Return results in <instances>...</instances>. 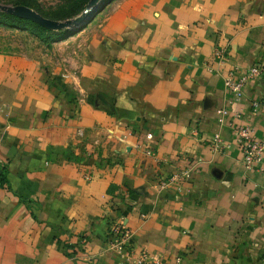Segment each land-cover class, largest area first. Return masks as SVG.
Masks as SVG:
<instances>
[{
  "label": "crops",
  "instance_id": "1",
  "mask_svg": "<svg viewBox=\"0 0 264 264\" xmlns=\"http://www.w3.org/2000/svg\"><path fill=\"white\" fill-rule=\"evenodd\" d=\"M254 64L233 100L226 73ZM263 95L264 0L121 2L72 69L0 55V264H123L107 246L119 219L164 262L264 264V175L233 136L264 142ZM189 167L180 189L158 186Z\"/></svg>",
  "mask_w": 264,
  "mask_h": 264
},
{
  "label": "rangeland",
  "instance_id": "2",
  "mask_svg": "<svg viewBox=\"0 0 264 264\" xmlns=\"http://www.w3.org/2000/svg\"><path fill=\"white\" fill-rule=\"evenodd\" d=\"M22 1L33 5V8L24 7L42 18L56 22H65L81 16L86 12L89 3L88 1L78 14H75V10L84 0H0V7L23 6L18 5ZM124 1L127 0H99L95 13L85 24L61 30L42 27L44 31L31 25L0 19V55L19 56L36 61L42 68L72 69L75 66L76 54L92 36L93 30L102 25L109 13ZM0 13L6 12L0 10ZM84 29L87 30L83 31Z\"/></svg>",
  "mask_w": 264,
  "mask_h": 264
},
{
  "label": "built area",
  "instance_id": "3",
  "mask_svg": "<svg viewBox=\"0 0 264 264\" xmlns=\"http://www.w3.org/2000/svg\"><path fill=\"white\" fill-rule=\"evenodd\" d=\"M218 56L223 59V52H219ZM263 70L258 64H254L247 69L231 68L226 73L223 81V87L235 101H238L243 95L245 85L253 80L262 78ZM253 112L264 113V95L250 103ZM219 122H223L228 112L221 108L216 110ZM235 147L240 154V160L248 171H258L264 175V142L258 140L253 133V129L249 125H240L233 130ZM209 147L214 152L226 151L230 146L225 143L219 134H214L209 142ZM146 156H152V151L147 147H139ZM192 168H187L178 173L162 178L158 186L162 190H166L171 186L180 189L182 184L190 177ZM132 232L126 227L122 219L113 221L109 228V236L107 246L114 250L122 260L123 264H194L185 262L181 256H177L172 262H164L153 257L146 249L137 250L132 246Z\"/></svg>",
  "mask_w": 264,
  "mask_h": 264
},
{
  "label": "water",
  "instance_id": "4",
  "mask_svg": "<svg viewBox=\"0 0 264 264\" xmlns=\"http://www.w3.org/2000/svg\"><path fill=\"white\" fill-rule=\"evenodd\" d=\"M98 1L99 0H90L87 5L86 12H84L81 16L73 20H68L65 22H56V21L42 18L36 12L24 6L0 7V10L8 14H11L13 16H16L18 18L26 19L31 22H34L38 24L39 26L44 27L46 29L61 30L65 28L78 27L80 25L85 24L95 13L96 4L98 3Z\"/></svg>",
  "mask_w": 264,
  "mask_h": 264
},
{
  "label": "trees",
  "instance_id": "5",
  "mask_svg": "<svg viewBox=\"0 0 264 264\" xmlns=\"http://www.w3.org/2000/svg\"><path fill=\"white\" fill-rule=\"evenodd\" d=\"M88 1H90V0L82 1L78 5V8L75 10V14H78L79 12H81L82 8L87 4ZM18 5H23V6H27V7L33 8L32 7L33 5L30 2H26V1L19 2ZM0 19L14 21V22H17V23H20V24H24V25H31V26H33V27H35L37 29L45 31V29L42 28L41 26H39L38 24H36L34 22H31L29 20H26V19L18 18L16 16L11 15V14L0 13ZM5 174H6L5 167L0 165V187H2L5 183H7Z\"/></svg>",
  "mask_w": 264,
  "mask_h": 264
}]
</instances>
